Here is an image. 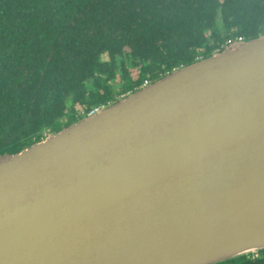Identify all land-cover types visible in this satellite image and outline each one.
Returning <instances> with one entry per match:
<instances>
[{"label": "water", "instance_id": "water-1", "mask_svg": "<svg viewBox=\"0 0 264 264\" xmlns=\"http://www.w3.org/2000/svg\"><path fill=\"white\" fill-rule=\"evenodd\" d=\"M262 248L264 33L0 155V264H213Z\"/></svg>", "mask_w": 264, "mask_h": 264}, {"label": "trees", "instance_id": "trees-1", "mask_svg": "<svg viewBox=\"0 0 264 264\" xmlns=\"http://www.w3.org/2000/svg\"><path fill=\"white\" fill-rule=\"evenodd\" d=\"M263 33L264 0H0V155ZM213 264H264V248Z\"/></svg>", "mask_w": 264, "mask_h": 264}, {"label": "built area", "instance_id": "built-area-1", "mask_svg": "<svg viewBox=\"0 0 264 264\" xmlns=\"http://www.w3.org/2000/svg\"><path fill=\"white\" fill-rule=\"evenodd\" d=\"M238 39H241V38H238ZM229 42H231L230 40L226 41L224 44H222L221 46L223 47L224 45L228 44ZM150 83V80L149 79H144L143 80V83H142V86L144 85H147ZM104 105H101V106H96L94 107L91 111H89L87 114H92L96 111H98L101 107H103ZM79 114H83V111H80Z\"/></svg>", "mask_w": 264, "mask_h": 264}, {"label": "flooded vegetation", "instance_id": "flooded-vegetation-1", "mask_svg": "<svg viewBox=\"0 0 264 264\" xmlns=\"http://www.w3.org/2000/svg\"><path fill=\"white\" fill-rule=\"evenodd\" d=\"M126 54H127V50H124L123 55H121V56L116 55V58L118 59V62H120L122 59H124V61L128 64L129 63V58L127 57ZM104 58H106V56H104ZM256 253H253V254H256ZM227 259H229V258H227ZM227 259H224V260H227ZM224 260H221V261H224Z\"/></svg>", "mask_w": 264, "mask_h": 264}]
</instances>
